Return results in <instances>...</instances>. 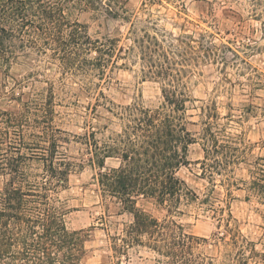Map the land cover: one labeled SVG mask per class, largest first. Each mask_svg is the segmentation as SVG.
Returning a JSON list of instances; mask_svg holds the SVG:
<instances>
[{
  "label": "trees",
  "instance_id": "obj_1",
  "mask_svg": "<svg viewBox=\"0 0 264 264\" xmlns=\"http://www.w3.org/2000/svg\"><path fill=\"white\" fill-rule=\"evenodd\" d=\"M116 2L0 0V67L28 49L58 62L65 77L77 78L87 91L129 64H139L144 79L161 83L158 107L133 103L110 108L118 129H98L88 121L84 133L75 136L97 170L100 197L115 202L118 216L126 218L113 223L115 231L109 235L115 257L126 258L117 264H129L130 251L140 248L151 252L156 264H264V253L242 234L229 202L232 191L246 190L264 205V157L251 160L254 145L220 123L215 105L200 107V131L191 129L197 123L190 114L194 99L186 79L200 62L193 40L160 33L150 16L132 20L126 10L115 9ZM84 11L129 22L130 44L124 46L116 37L93 38L73 17ZM199 48L211 50L204 42ZM95 101L94 111L108 100L99 92ZM55 102L52 89H47L19 113L1 117L0 175L8 181L0 190V264H83L87 254V231L68 227L70 209L61 198L71 175L84 164L68 154L71 134L55 125ZM226 118L234 121L232 115ZM195 144L203 150L201 177L211 187L204 198L179 177ZM110 159L118 165L107 167ZM240 171L246 177L238 178ZM218 186L226 192L221 203L213 197ZM141 201L153 202L164 212L162 219L141 209ZM194 207L215 221L211 239L188 234L180 223ZM211 241L215 255L204 249Z\"/></svg>",
  "mask_w": 264,
  "mask_h": 264
},
{
  "label": "rangeland",
  "instance_id": "obj_2",
  "mask_svg": "<svg viewBox=\"0 0 264 264\" xmlns=\"http://www.w3.org/2000/svg\"><path fill=\"white\" fill-rule=\"evenodd\" d=\"M116 10H126L132 20L143 21L153 17L160 33L173 37H189L199 56V64L188 72L186 83L194 99L190 112L194 115L191 126L195 132L200 107L215 105L220 123L228 131L243 134L254 145L251 160L264 157V0H117ZM146 4V5H145ZM74 19L87 26L93 38H120L128 46L131 24L121 18L114 19L105 12L84 11L74 14ZM205 36V38H204ZM204 42L207 53L199 48ZM205 55V56H204ZM207 55V56H206ZM139 64H129L116 69L93 91L83 88L75 77L66 76L59 63L32 50L18 52L9 65L0 67V121L4 113H19L24 104L36 93L52 89L55 95L57 117L55 125L71 134L68 154L75 163H83L70 177L69 187L62 193V200L70 209L67 216L71 230L87 231V254L83 264H117L111 248L110 236L113 223H121L115 202L102 200L94 177L97 170L89 162L86 147L75 136L84 133L90 121L101 129L110 125L119 128V121L108 109H118L133 103L149 108L162 102L161 83L143 78ZM94 83H99L94 80ZM85 87V85H83ZM107 97L106 105L95 106L96 93ZM232 115L229 121L226 117ZM203 158L199 144L191 146L189 165L179 172V177L204 198L211 189L201 177L198 162ZM118 161L107 160V167H116ZM246 171L238 172L244 178ZM8 177L0 175V190ZM229 200L231 211L237 219L242 234L259 253H264V205L246 190L232 191ZM213 197L217 203L226 200L224 188L218 186ZM139 206L158 219L164 212L151 201H141ZM108 221L106 224L102 219ZM185 231L194 236L211 239L215 221L196 207L179 219ZM213 241L205 246L209 255L216 254ZM129 264H156L155 256L146 249L130 251Z\"/></svg>",
  "mask_w": 264,
  "mask_h": 264
}]
</instances>
